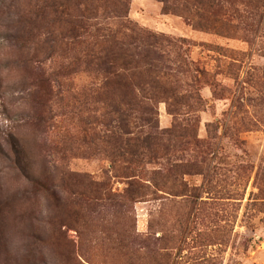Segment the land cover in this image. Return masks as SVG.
I'll use <instances>...</instances> for the list:
<instances>
[{"label":"rangeland","instance_id":"374dc122","mask_svg":"<svg viewBox=\"0 0 264 264\" xmlns=\"http://www.w3.org/2000/svg\"><path fill=\"white\" fill-rule=\"evenodd\" d=\"M39 1L0 0V264H264V0L129 1L128 22L170 40L178 91L149 101L155 159L132 201L102 103L71 114L96 84L46 44ZM90 181L107 190L85 207Z\"/></svg>","mask_w":264,"mask_h":264},{"label":"trees","instance_id":"16d2710c","mask_svg":"<svg viewBox=\"0 0 264 264\" xmlns=\"http://www.w3.org/2000/svg\"><path fill=\"white\" fill-rule=\"evenodd\" d=\"M129 1L40 0V10L36 12L35 19L51 27L55 24L56 32L61 31L56 36L55 29L49 30L47 34L50 38L46 40V44L61 42L59 38L63 40L65 52L70 54L66 56H70L71 65L74 66L69 75L72 76L75 69L83 66L96 84V88L86 90L90 93L88 95L86 92H79L77 88L73 89L77 100H74L70 108L71 114H84L86 108L94 114L96 110L90 105L102 103L103 126L109 127V133L102 140L105 152L111 161V168L119 177L130 181L125 197L132 201L133 195H139L147 189L148 186L142 182L145 180L144 173L147 172L145 164L155 159L156 141L153 131L158 126L153 119L155 112L149 101H155L159 96H176L178 91L173 83L177 79L175 69L166 65L172 62L165 50V44L170 40L128 22ZM111 9L120 18L114 25L108 22ZM101 10L105 13L102 23H93ZM126 29L133 34L123 33ZM63 32L70 38L69 43L64 41ZM90 95L93 100L86 97ZM149 129L151 133L147 131ZM24 156L17 159L23 175L40 185L41 189L48 187L41 183L32 166L23 159ZM175 168L176 166L171 165L170 170ZM106 186L90 181L89 195L82 198L83 194L77 193L78 204L92 206L93 198L97 200V195L101 196L106 192ZM78 195L80 196L77 197ZM121 201L125 202L124 197ZM68 259L77 263L70 252Z\"/></svg>","mask_w":264,"mask_h":264}]
</instances>
